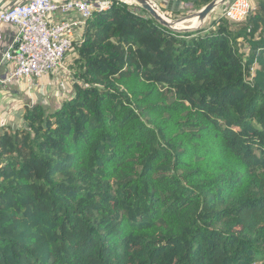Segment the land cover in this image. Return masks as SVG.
Masks as SVG:
<instances>
[{
  "label": "trees",
  "instance_id": "trees-1",
  "mask_svg": "<svg viewBox=\"0 0 264 264\" xmlns=\"http://www.w3.org/2000/svg\"><path fill=\"white\" fill-rule=\"evenodd\" d=\"M222 6L92 12L73 94L0 133V264H264V0Z\"/></svg>",
  "mask_w": 264,
  "mask_h": 264
},
{
  "label": "built area",
  "instance_id": "built-area-1",
  "mask_svg": "<svg viewBox=\"0 0 264 264\" xmlns=\"http://www.w3.org/2000/svg\"><path fill=\"white\" fill-rule=\"evenodd\" d=\"M157 8L156 0H150ZM11 6L0 11V24L17 27V33L1 62L12 63L13 68L2 82L29 80L50 74L65 56L80 44L74 43V29L83 27L95 10L105 9L109 1L87 3L80 0H0ZM222 16L232 23L242 21L252 10L250 0H226ZM59 14L55 20L53 14ZM75 15L71 20L65 17ZM75 44V45H74Z\"/></svg>",
  "mask_w": 264,
  "mask_h": 264
},
{
  "label": "crops",
  "instance_id": "crops-1",
  "mask_svg": "<svg viewBox=\"0 0 264 264\" xmlns=\"http://www.w3.org/2000/svg\"><path fill=\"white\" fill-rule=\"evenodd\" d=\"M159 1L165 4L166 7L164 8L169 12L177 9V4L173 0ZM10 6L9 3H0V11ZM182 6L188 7L189 5ZM52 18L57 20L60 16L57 13L53 14ZM65 18L74 20L75 15ZM16 33V26L0 24V133L9 126L20 125L27 108L40 105L52 110L73 94L72 73L74 72V63L77 60L75 48L65 56L61 65L50 74L29 80L17 79L12 82H2L5 75L13 68V64L2 63L1 57L8 51ZM73 33L74 43L77 44V41L81 40L82 27H76Z\"/></svg>",
  "mask_w": 264,
  "mask_h": 264
},
{
  "label": "water",
  "instance_id": "water-1",
  "mask_svg": "<svg viewBox=\"0 0 264 264\" xmlns=\"http://www.w3.org/2000/svg\"><path fill=\"white\" fill-rule=\"evenodd\" d=\"M61 1H67V0H61ZM85 1L87 3H96L101 1H120L127 4H134L140 7L143 11H145L151 18H153L155 21L160 23L163 26H166L174 31L178 32H184V31H191L198 29V26H183L181 28H176L175 26L178 23H186L189 20L197 19L198 24L203 23L206 18L217 8L218 5H221L225 0H213L208 5L203 7L198 12L194 13L193 15L187 17L184 20L176 21V22H170L167 19L160 16V12L158 10V7L156 8L155 5L150 0H80Z\"/></svg>",
  "mask_w": 264,
  "mask_h": 264
},
{
  "label": "rangeland",
  "instance_id": "rangeland-1",
  "mask_svg": "<svg viewBox=\"0 0 264 264\" xmlns=\"http://www.w3.org/2000/svg\"><path fill=\"white\" fill-rule=\"evenodd\" d=\"M250 2L254 3V2H256V0H250ZM156 4H157L158 10H159L160 14L163 16V18L167 19L170 22H176V21L184 20L187 17H189V16L193 15L194 13L198 12V11L191 10L192 8L190 6L183 7L181 4L177 5V9H175V11L169 12V11L165 10L164 7H166V6H165L164 3H161V1L156 0ZM219 6L220 5H218L217 8ZM212 13H214V15H215V14H217V11L214 10ZM210 17H211V14L206 18V20L203 23L197 24L196 26H198L199 28L206 26L209 23L210 19H211ZM196 23H197V20L193 19V20H189L188 22H186L184 24L183 23H180V24L183 25V26H195Z\"/></svg>",
  "mask_w": 264,
  "mask_h": 264
},
{
  "label": "bare ground",
  "instance_id": "bare-ground-1",
  "mask_svg": "<svg viewBox=\"0 0 264 264\" xmlns=\"http://www.w3.org/2000/svg\"><path fill=\"white\" fill-rule=\"evenodd\" d=\"M160 14V13H159ZM161 17H163L161 14H160ZM195 19V18H194ZM193 20V19H192ZM197 20V19H196ZM198 24V22L195 24V26ZM176 28H181L183 27V25H181L180 23H178L176 26ZM193 27V26H192Z\"/></svg>",
  "mask_w": 264,
  "mask_h": 264
}]
</instances>
